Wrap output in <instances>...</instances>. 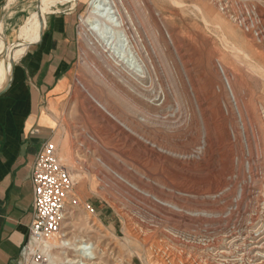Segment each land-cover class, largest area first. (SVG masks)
<instances>
[{
    "label": "rangeland",
    "instance_id": "1",
    "mask_svg": "<svg viewBox=\"0 0 264 264\" xmlns=\"http://www.w3.org/2000/svg\"><path fill=\"white\" fill-rule=\"evenodd\" d=\"M19 1L22 2V0ZM123 1L130 13L137 15L141 30L148 39L151 40L154 37L158 31L157 28L165 29L176 38L183 39L184 37L186 39V33H189V29L195 26L198 32L200 30L211 42L215 53L226 57L228 62L241 71L246 68L247 61L241 55L239 62L236 63L231 58L230 52L223 47L220 36L227 39L229 43L238 42L241 40V32L245 29H236L237 27L235 28L230 23V18L243 15L256 20L257 11L263 10L264 13V0H224L225 10H222V17H218L215 13L212 14L213 17L209 16L207 21L211 29L207 30L202 24L200 12L197 11V8L200 9L202 6L195 1L184 0L186 9H188V12L185 13L175 5L173 1L176 0ZM27 2L28 4L23 2L19 5L18 10H7L15 12L12 19L15 22L14 27L4 29L2 24V32L8 40H11L10 36L16 33L19 25L26 18L28 19L24 24L31 26L34 23L32 22L34 16L43 12L39 10L40 5L46 3L50 6V2L46 1H41L37 5L33 0H27ZM48 8L44 11H48ZM87 12L88 4L78 17L75 28V41L78 46L77 57L71 69L72 83L62 116L64 144L61 151L57 152V158L68 168L75 181L76 203L68 207L67 218L64 220L65 223L59 235L47 238L49 241L66 240L69 242V246L49 251L48 253L51 255L48 261V257L44 255L39 263L25 260L22 261V264H65V257L68 260L75 259L76 252H74L73 245L81 241H84L85 246L92 247L93 252L103 264H162L146 248L147 246L143 245L142 240L132 239L129 235L131 228L140 229V226H148L147 233L143 231L145 232L143 234L142 230L140 231L142 236H145L144 239L151 237L150 233L152 232L178 236L189 247L178 246L177 248L184 249L190 256L201 255L202 261L208 264H264V153L262 146L257 144L256 147H252L251 153L247 151L245 144L242 145V143V146H239L235 141H232L230 146L224 147L222 150V153L225 152L224 156L232 154L234 173L231 179H226L227 181L231 180L226 185L222 184L223 159L215 162L216 172L212 177H205L201 181H189L182 176H173L169 170L162 168L160 162L142 156L137 151L136 143L126 139L128 137L136 138L134 133H137L143 139L158 143L161 147H170L165 123L161 125L158 121L157 124L150 125L149 128L140 126L136 121L139 116L136 115L135 108L123 102L116 92L114 93L106 87L102 80L95 76L91 66L97 63L95 59L97 48L94 39L100 35L101 31L98 29L95 35H91L84 29L80 21L87 16ZM151 13L156 14L157 17H153ZM30 22L32 23L30 24ZM215 23L221 26V32L215 31ZM244 33L247 34V30ZM251 54L254 64L264 69V39L257 40L255 50ZM159 55V60L157 59L159 74L162 83L167 82L165 85L169 86L175 80L174 65L177 61L173 57L174 55H169L167 51L159 53ZM1 56L0 49V58ZM194 56L192 57L195 63L194 68L191 67V72L199 74L203 70H208L207 63H201V60ZM198 66L202 68H198ZM257 77L258 85H249L248 91L246 94H242V97L246 99L244 103L249 116L258 117L260 115L264 123V78L259 74ZM177 98L178 104L172 107L167 106V109H164L160 114L167 113L176 116L180 112L181 114L187 113L182 97ZM249 99L253 101L251 102ZM98 105H103L109 112L110 115L105 114V116L108 115L105 119L100 115L104 112L98 109ZM211 106L215 109L214 103ZM236 125L239 127V124ZM220 128L218 127V129ZM53 142L58 148L59 143ZM112 172H119L122 177L126 178H128L126 173L141 177L142 183L138 184V187L135 188L136 191L146 188L144 190L151 192L155 197L170 200L178 205L184 210V213L189 212L188 214H190L200 210L204 223L191 226L188 223H180L177 219L164 220L156 213L155 216L154 214L144 215L139 213L142 212L140 209L138 212L130 210L132 204L125 198L126 193L111 181V177L114 176ZM252 172H254V176L250 175ZM245 183L249 186V192L245 199L240 200L239 188L241 184ZM211 186H215L213 192L210 191ZM181 191H186L187 194L200 191V194L189 195L186 201H180L177 200V193ZM162 192L165 195L161 194ZM128 205L131 206L127 207ZM141 206L148 208L144 204ZM132 207L137 208L135 205ZM90 209L93 210V213L90 212ZM88 227L93 232L82 235ZM142 236L141 239H143ZM60 251H64L65 255H62Z\"/></svg>",
    "mask_w": 264,
    "mask_h": 264
},
{
    "label": "bare ground",
    "instance_id": "2",
    "mask_svg": "<svg viewBox=\"0 0 264 264\" xmlns=\"http://www.w3.org/2000/svg\"><path fill=\"white\" fill-rule=\"evenodd\" d=\"M13 1L8 0L7 3ZM185 1L176 0L173 2L180 8V11L185 13L188 12L184 3ZM188 1H195V3H199L202 6L200 9L197 8V11L200 12L202 24L207 30L211 29L207 18L209 16L213 17L212 14L214 13L218 17H222V12L225 10V6L223 7L224 0ZM48 6L46 3L40 5V12L47 9ZM221 7L223 8L221 9ZM262 11H257L256 20H253V17V19H249L243 15H236L230 18V23L235 28L237 27L236 29H245L240 34V42L233 41L232 44L227 42V39H224L223 36H220L223 47L230 52L231 58L236 63L239 62V56L241 55L247 61L246 68L241 71L228 62L226 57L215 53L211 42L207 40V37L200 30L198 32L195 26L189 29V33H186V39L184 37L183 39L176 38L165 29L157 28L158 31L150 40L148 37H145V33L141 30L137 15L135 16L130 13L123 0H91L88 3L87 16L83 17L84 19L80 23L82 22L84 29L91 35H95L98 29L101 31L100 35L94 39L97 48L95 58L97 63L91 66L95 76L100 78L106 87L114 93L116 92L123 102L135 108L136 111H134L139 116V119L137 118L136 121L140 126L149 128L150 125H155L158 121L161 125L165 123L170 147H161L158 143L143 139L137 133H134L137 139L134 137L126 139L127 141H134L136 143L137 151L142 156L144 155L148 159L160 162L162 168L169 170L173 176H182L189 181H201L205 177H212L216 172L214 167L215 162L222 161L223 159L222 184L226 185L231 182V180L227 181L226 179H231L234 173L232 169V154L224 156L225 152L222 153L224 147L230 146L232 141H235L239 146L245 144L248 149L247 151L250 152L252 147L260 144L264 153L263 120L260 115L258 117L249 116L244 103L246 99L242 97V94L244 95L248 91L249 85H258V74L264 78V69L254 64L251 54L255 50L257 40L264 39V13ZM152 16L157 17L156 14H152ZM36 17L37 15L34 16L32 22H34ZM94 24H97V26H94ZM28 26L29 24H24L19 29L17 50L24 43ZM214 27L217 33L222 31L221 26H218L217 23H215ZM246 30L247 34L244 33ZM2 44L3 36L0 32V46ZM164 51H167L169 55H174L173 57L177 61L176 65H174L175 80L169 86L165 85L167 82L162 83L157 66L158 55ZM193 55L198 60H201V63H207L208 70H203L199 74H193L191 72V67L195 63ZM195 56L194 58H196ZM17 59L18 54L15 56V60ZM200 67L198 66V68ZM177 97H182L187 113L181 114L180 112L176 116L167 113L161 115L160 113L164 109H167V106L172 107L178 104ZM213 103L215 109L211 106ZM98 109L104 112L101 113L99 111L102 118L105 119L110 115L103 105H100ZM252 112L254 113V111ZM105 114L108 115L105 116ZM236 124H239V127ZM218 127L221 128L218 129ZM124 128L127 129L126 127ZM112 174L114 176L111 177V181L126 193L125 198L128 202L132 206L135 205L137 207L133 208L131 205H128L127 207L131 206L130 210L134 212L142 210L139 213L144 215L154 214L155 216L158 214L164 220L169 221L171 219L172 221L173 219H177L180 223H188L191 226H198L204 223V219L201 218L202 214L199 212L200 210L190 214H188L189 212L184 213V210L178 205L170 202V200H162L155 197L151 192H146L144 190L146 188H140L139 191H136L135 188L138 187V184L142 183L141 177L132 173H126L128 178L122 177L119 172H112ZM250 175L254 176L255 174L252 172ZM214 190L215 186H211L210 191L213 192ZM199 192H188L187 194L186 191H181L177 193V200L186 201L189 195L197 196L200 194ZM248 192V184H241L239 199H245ZM161 194L164 193L162 192ZM168 195L170 194L168 193ZM141 204H144L148 208L142 207ZM66 218L65 216V220ZM147 227L140 226V229L131 228L129 235L132 239L142 240L144 242L143 245L147 246L146 248L162 264H208L202 261L201 255L196 257L190 256L184 249L177 248L178 246L189 247V245L173 234L152 232L150 233L151 237L144 239L145 236L143 237L140 231L146 232L148 230ZM91 232H93L92 229L88 227L82 235H87ZM56 235L51 237H55ZM141 236L143 239H141ZM83 243L84 241H81L73 245L74 252H76L74 255L75 259L68 260L65 257V264H103L100 258L93 252L92 247H87ZM67 246H69V242L66 240L49 241L43 239L41 241V252L48 257V261L51 255L48 253L49 251L52 252L56 248L62 249ZM60 253L65 255L64 251H60Z\"/></svg>",
    "mask_w": 264,
    "mask_h": 264
},
{
    "label": "crops",
    "instance_id": "3",
    "mask_svg": "<svg viewBox=\"0 0 264 264\" xmlns=\"http://www.w3.org/2000/svg\"><path fill=\"white\" fill-rule=\"evenodd\" d=\"M0 0V31L14 27L13 11L27 0ZM50 2L26 30L19 50V25L0 46V264H22L31 226V168L45 141L64 144L62 116L77 57L76 25L91 0ZM7 13V14H6ZM18 54V59L15 56ZM13 61V62H12Z\"/></svg>",
    "mask_w": 264,
    "mask_h": 264
},
{
    "label": "built area",
    "instance_id": "4",
    "mask_svg": "<svg viewBox=\"0 0 264 264\" xmlns=\"http://www.w3.org/2000/svg\"><path fill=\"white\" fill-rule=\"evenodd\" d=\"M54 142L45 141L31 168L33 215L26 242L21 250L22 261L39 263L44 253L41 241L62 231L68 207L76 203L75 181L68 168L56 155ZM93 213V210L90 209Z\"/></svg>",
    "mask_w": 264,
    "mask_h": 264
}]
</instances>
